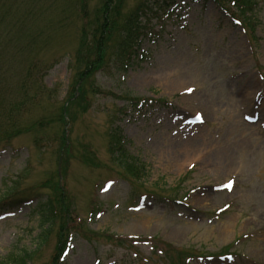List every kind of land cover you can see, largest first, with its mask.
<instances>
[{"label":"rangeland","instance_id":"obj_1","mask_svg":"<svg viewBox=\"0 0 264 264\" xmlns=\"http://www.w3.org/2000/svg\"><path fill=\"white\" fill-rule=\"evenodd\" d=\"M154 1L0 0V213L34 200L0 221V264H54L72 233L65 264H181L229 247L264 264V133L246 121L264 111V0H251L259 8L247 38L215 2L184 0L151 60L125 70L116 49ZM152 98L209 123L183 139L179 123L118 120ZM196 146L203 158L181 163L178 150ZM231 175L232 191L220 190ZM144 193L157 205L129 210ZM164 197L184 202L182 217ZM39 203L58 211L53 222Z\"/></svg>","mask_w":264,"mask_h":264},{"label":"bare ground","instance_id":"obj_2","mask_svg":"<svg viewBox=\"0 0 264 264\" xmlns=\"http://www.w3.org/2000/svg\"><path fill=\"white\" fill-rule=\"evenodd\" d=\"M240 50L237 51V48L234 49V53L237 55V56H240V53H239ZM245 99V97H244ZM203 145V144H202ZM189 147V146H187ZM201 147L200 146H196L195 148H185V147H181V149L178 150V158L180 159L181 163L183 161V163L185 162H188L190 164L191 161H198V160H201V158H203V156L201 155ZM217 157V155L215 156H208V160L215 158ZM207 159V157H206ZM180 164V163H179ZM188 164V165H189ZM235 171V170H234ZM227 172V171H226ZM231 173V172H230ZM234 173V172H233ZM212 175H214L213 171L211 172ZM254 217V216H253ZM257 219H260V217L255 216L254 219H252L253 221H251L252 223L253 222H256ZM249 224V223H248ZM145 228H148L147 226ZM222 231H225V234L228 235L229 234V231L227 230V228H223ZM228 232V233H227ZM183 235H180L179 238H183L182 237Z\"/></svg>","mask_w":264,"mask_h":264},{"label":"trees","instance_id":"obj_3","mask_svg":"<svg viewBox=\"0 0 264 264\" xmlns=\"http://www.w3.org/2000/svg\"><path fill=\"white\" fill-rule=\"evenodd\" d=\"M248 6H249V5H248ZM130 25H132V23H130ZM105 30H107V28H106ZM128 30H129V28H128ZM129 33H130V32H127L125 39L122 40V41L119 43V47L116 49L115 54H117L118 57H120V58H123V57H125V55H126V59H127V56H128L129 54H131V50H132L133 47L135 46V44H134V43H135V39H134L132 36H130ZM99 47H100V45H99ZM99 47H97V48H99ZM52 209H53V208H51V206L48 205V208H46V210H47L46 212L49 213V215H48V216H45L46 218H45L44 222H46V221H48V220L53 221V219H54V214H53V212H52ZM25 257H26V258H27V257L29 258V256L26 255V256H24V258H22L23 261L25 260Z\"/></svg>","mask_w":264,"mask_h":264}]
</instances>
